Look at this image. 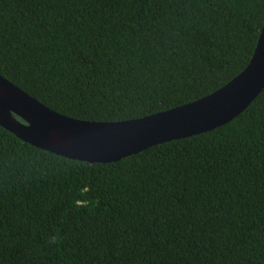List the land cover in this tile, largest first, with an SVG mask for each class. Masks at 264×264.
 Segmentation results:
<instances>
[{"label":"trees","instance_id":"1","mask_svg":"<svg viewBox=\"0 0 264 264\" xmlns=\"http://www.w3.org/2000/svg\"><path fill=\"white\" fill-rule=\"evenodd\" d=\"M263 26L264 0H0V74L71 118L138 119L225 86ZM0 264H264V90L111 163L0 126Z\"/></svg>","mask_w":264,"mask_h":264},{"label":"water","instance_id":"2","mask_svg":"<svg viewBox=\"0 0 264 264\" xmlns=\"http://www.w3.org/2000/svg\"><path fill=\"white\" fill-rule=\"evenodd\" d=\"M264 90V26L248 66L194 102L143 118L91 122L60 114L0 74V126L53 154L90 164L111 163L150 147L221 127Z\"/></svg>","mask_w":264,"mask_h":264}]
</instances>
